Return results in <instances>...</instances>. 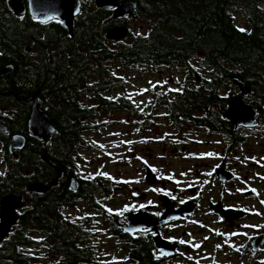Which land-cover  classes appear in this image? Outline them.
I'll list each match as a JSON object with an SVG mask.
<instances>
[{
	"label": "flooded vegetation",
	"instance_id": "flooded-vegetation-1",
	"mask_svg": "<svg viewBox=\"0 0 264 264\" xmlns=\"http://www.w3.org/2000/svg\"><path fill=\"white\" fill-rule=\"evenodd\" d=\"M84 2L95 8L94 0H81ZM106 10L110 16L107 30L125 25L128 34L133 35L131 24L137 17L125 16L116 20L111 18V10ZM108 66L112 69L110 64ZM187 70L186 67L182 70V82L168 87L169 93L159 95L162 111H157L166 132H174V136L168 137L172 145L170 151L178 152L174 157L187 165L179 166L177 173L169 170L159 174L150 161L142 162L145 187L132 185L124 206L111 203L116 191L122 189L120 184L107 175H89L80 171L75 158L67 164L69 175L54 160L43 159V154L40 159L46 167L35 171L41 178L27 181L25 175L33 174L34 170L21 167V189L5 193L26 191L27 186L35 182L48 185V189L43 193L27 191L26 201L17 210L16 224L21 220L24 225L26 214L41 201L38 206L43 212L42 218L54 221L57 215L61 219L64 217L67 222L61 226L68 233L66 242H75L80 249L71 253L65 246L57 247L50 237L51 232L38 226V220L34 219L27 228L31 242L21 245L31 257L32 264H264V112H259L253 105V88L248 84L251 93L242 95L241 100L256 109L254 123L252 126L235 125L225 118L224 113L232 96L240 94L239 88L228 79L219 83L213 95L181 94ZM87 76L90 77L89 83L96 84L93 75L89 73ZM198 77L197 85L203 84V89L207 90L204 81L207 78ZM84 90L85 94L78 90L75 95L82 105V98L94 102L93 106L97 105L95 95L97 98L101 94L106 101L121 104V109L111 111L133 110L132 100L122 94L107 96L103 94L104 90L100 93L99 88ZM141 105L146 112L154 107L149 100H143ZM0 110L2 114L9 113L5 108ZM1 123L5 131L0 129L4 166L0 178L7 172L6 154L15 160L21 151H9L15 132L10 133L8 126ZM201 143L206 147L210 164L206 168L189 167L192 159L201 157L197 153ZM56 167L61 170L60 176H57ZM54 180L55 183L51 184ZM72 180L76 183L74 191L70 189ZM98 182L99 188L96 187ZM58 185L63 189V199L59 201L56 213L51 203L55 202L57 194L53 190ZM47 196H53L52 202L47 201Z\"/></svg>",
	"mask_w": 264,
	"mask_h": 264
},
{
	"label": "trees",
	"instance_id": "trees-1",
	"mask_svg": "<svg viewBox=\"0 0 264 264\" xmlns=\"http://www.w3.org/2000/svg\"><path fill=\"white\" fill-rule=\"evenodd\" d=\"M8 1L0 0V68L12 65L13 69L0 77V108L9 111L2 114L0 110V121L10 133L25 135L26 144L15 160L6 154L7 172L0 178V196L21 189L22 168L34 170L25 175L27 181L41 178L35 171L46 167L42 154L71 173L66 171L67 164L80 150V132L95 119L93 105L80 104L75 95L78 90L85 94L84 89L99 88L101 93L109 86L121 85V76L108 66L112 61L123 66L178 64L187 68L197 59L209 69V76L203 79L207 90L203 84L192 88V79H186L181 94L213 95L219 83L233 75L252 86V103L264 112V0H131L137 5V19L143 18L148 28L144 34L129 33L127 42L105 39L110 24L106 9L82 3L70 34L57 20L41 23L27 12L14 15ZM233 12L245 16L246 26L235 23ZM87 73L94 76L96 84L89 83ZM37 97L40 109L57 130L45 146L26 135V121ZM94 100L101 111L121 109V104L108 102L101 94ZM86 182L90 187L89 180ZM53 191L55 202V194L46 198L56 211L63 189L58 185ZM40 202L26 214L24 225L19 220L0 244V264H32L21 245L31 242L27 228L34 219L51 232L57 247L65 246L71 253L80 250L75 242H66L68 233L61 226L67 222L65 218H42Z\"/></svg>",
	"mask_w": 264,
	"mask_h": 264
},
{
	"label": "rangeland",
	"instance_id": "rangeland-1",
	"mask_svg": "<svg viewBox=\"0 0 264 264\" xmlns=\"http://www.w3.org/2000/svg\"><path fill=\"white\" fill-rule=\"evenodd\" d=\"M234 21L238 26H246V18L240 12H233ZM140 27V29H139ZM132 36L144 34L148 24L143 18L136 19L131 24ZM127 42V39H123ZM112 70L121 76L123 83L117 87L104 89L107 96L124 95L132 100L133 110H120L103 112L97 105L93 106V121L88 123V130L81 133L80 150L76 153L75 160L78 168L89 175H107L112 181L120 184L122 189L116 191L115 199L111 201L113 206H124L127 194L131 186L145 187L142 162L150 161L159 174L173 170L177 173L179 166L184 164L174 156L178 152L170 151L172 145L168 137L174 136V132H166L164 122L159 119L158 112L161 93H169L168 87L182 82L183 66L172 64L169 67H156L136 65L123 66L118 61L109 62ZM187 74L184 78L192 79L191 87H197L195 74L207 78L209 69L200 65L197 59L190 61L187 66ZM196 72V73H195ZM157 96V97H155ZM149 100L153 109L146 112L142 101ZM81 102L91 106V100L82 98ZM98 112V114H96ZM138 129V130H136ZM197 152L201 157L192 159L189 167L206 168L210 159L205 151V145L201 143ZM257 152L258 147H253ZM151 154L150 157L147 156ZM189 165V163H188ZM246 169H250L246 167ZM4 166L0 149V174ZM32 249H35L33 247Z\"/></svg>",
	"mask_w": 264,
	"mask_h": 264
},
{
	"label": "water",
	"instance_id": "water-1",
	"mask_svg": "<svg viewBox=\"0 0 264 264\" xmlns=\"http://www.w3.org/2000/svg\"><path fill=\"white\" fill-rule=\"evenodd\" d=\"M10 0L8 3L9 10L15 15H22L26 11L33 18L41 23L51 20H57L61 25L72 33L75 17L80 13L81 0ZM96 9L111 10V18L121 20L125 16L135 19L137 17V5L131 0H94ZM128 28L125 25H117L108 29L104 35L108 41L118 42L125 39L128 35ZM12 65H5L0 68V77L9 74L12 71ZM196 78H199L196 76ZM230 80L240 91L239 95L234 94L224 113L225 118L235 125L241 124L252 126L256 115V109L250 104H243L242 95L251 93V87L241 81L236 76H231ZM41 99L35 98L26 121V132L28 137L38 141L46 142L57 133L55 127L49 122L47 115L40 109ZM0 129L5 131V126L0 122ZM26 144V136L15 133L12 135V142L8 149L13 152L14 149L22 150ZM43 159H46L42 156ZM57 169V176H60L61 170ZM150 169L147 176L150 174ZM55 180L51 183L54 184ZM48 189V185L42 183H32L27 186L26 191L18 193H5L0 197V244L9 236L11 228L16 224L18 219L17 210L22 207L27 198V191L43 193ZM70 189L76 190V183L72 180ZM64 264H91V263H64Z\"/></svg>",
	"mask_w": 264,
	"mask_h": 264
},
{
	"label": "snow or ice",
	"instance_id": "snow-or-ice-1",
	"mask_svg": "<svg viewBox=\"0 0 264 264\" xmlns=\"http://www.w3.org/2000/svg\"><path fill=\"white\" fill-rule=\"evenodd\" d=\"M241 31H244L243 29H241ZM173 198H175V197H173ZM262 203H264V202H262ZM141 207H143V206H141ZM181 243H183V241H181Z\"/></svg>",
	"mask_w": 264,
	"mask_h": 264
}]
</instances>
